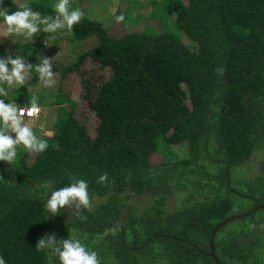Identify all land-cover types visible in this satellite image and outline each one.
I'll use <instances>...</instances> for the list:
<instances>
[{
  "label": "trees",
  "instance_id": "obj_1",
  "mask_svg": "<svg viewBox=\"0 0 264 264\" xmlns=\"http://www.w3.org/2000/svg\"><path fill=\"white\" fill-rule=\"evenodd\" d=\"M23 2L4 6L14 11ZM29 2L55 15L56 0ZM158 2L169 4L168 17L156 15ZM186 2L122 0V13H103L88 0H70L85 14L71 33L56 34L43 51L55 34L19 40L33 67L6 101L30 106V92L39 98L48 91L42 108L56 112L51 135L35 132L48 143L43 153L21 146L16 161H0L6 264H59L36 251L49 234L76 236L99 264H144L148 256L151 264H217L207 254L211 237L222 264H264V0ZM120 15L125 20L117 22ZM116 23L125 27L112 33ZM63 45L71 46L69 63L55 57ZM42 56L51 61L57 93L35 91L44 87L35 71ZM72 77L79 99L65 92L76 88ZM257 154L260 169L251 174ZM71 177L88 181L91 210L77 215L66 205L48 214L45 183L55 190ZM258 206L213 236L222 221ZM77 227L103 239L100 246Z\"/></svg>",
  "mask_w": 264,
  "mask_h": 264
},
{
  "label": "clouds",
  "instance_id": "obj_2",
  "mask_svg": "<svg viewBox=\"0 0 264 264\" xmlns=\"http://www.w3.org/2000/svg\"><path fill=\"white\" fill-rule=\"evenodd\" d=\"M55 15H45L35 10L29 0L20 3L16 10L10 11L0 0V36L12 38L13 41L23 38L27 43L35 34L43 32L56 34L58 32L71 33L73 26L78 24L85 15L81 8L72 7L70 0H56L51 5ZM117 22L124 21L123 15L116 17ZM33 67L26 63L24 57L10 52L0 56V161L12 163L16 161L18 148L25 151L43 153L48 148L45 140L38 138L32 127L25 123L24 116H36L40 107L36 96H33L31 105L24 107L15 101L7 102L6 97L13 89L23 86ZM35 71L45 88L54 85V74L49 58L42 56L35 65ZM108 179L107 174L99 177L103 183ZM44 188L48 193L44 205L48 214L55 216L59 210L67 206H75L77 215L79 209L91 210L92 200L89 195V183L85 179L71 177V182L65 186L52 190L49 183ZM37 252H47L58 257L59 264H99L98 254L91 250L81 239L70 236L67 239H58L55 234H49L38 240ZM0 264H6L5 258L0 255Z\"/></svg>",
  "mask_w": 264,
  "mask_h": 264
},
{
  "label": "rangeland",
  "instance_id": "obj_3",
  "mask_svg": "<svg viewBox=\"0 0 264 264\" xmlns=\"http://www.w3.org/2000/svg\"><path fill=\"white\" fill-rule=\"evenodd\" d=\"M88 1L92 6L99 7L103 13L106 11L107 8H114L115 10L117 8H119V11L122 13V0H88ZM132 1H135V0H132ZM184 2H186V0H184ZM157 5L159 6V9H157L156 15H158L162 19L165 17H168V10H169L168 5L169 4H167L166 2L165 3L158 2ZM104 20L101 19V21L103 23H104ZM0 23L3 24V21ZM124 27H125V24L116 23L114 25L112 33H116V32H118V30H120L121 28H124ZM59 33L60 32H58L56 34H59ZM56 34L54 36H52V38L47 39L50 42V44H44V46L40 49L41 51L45 50L46 47H47V49L50 48L49 45L53 46V44L56 43L52 40L53 38H56L58 36ZM43 36L44 35L40 32L39 37H43ZM20 39L21 38L13 41L12 38L6 39L3 36H0V56H4L5 54L10 53V52H15L16 55L22 56V54L19 51L20 50L19 44H17ZM55 57L60 63L71 62L74 59V56H73L72 51H71V46L70 45L60 46L55 52ZM25 62L28 63V61L26 59H25ZM71 79H72V83L74 82L76 84V88L74 87V85L72 87L71 86H68V87L65 86V92L66 93H72V98L79 99L78 90H77V81L76 82L74 81V77H72ZM42 89H45V87H43L41 85V86L36 87L35 91L41 92ZM49 90H51L50 92L52 93V92L56 91V88L53 85L52 87L49 88ZM57 92H59V91H56V93ZM47 93H48V91H47ZM47 93L45 92V93L41 94L39 96V98H37V100H38L37 102H39L38 105L40 107V114H38V116H36V117H33L34 119H32L30 117H26V118H24V120H25V123H27L30 127L33 128L34 132L43 131L45 134L51 135L53 133V128H55V125L53 126V123H54L53 120L55 118L56 110H55L54 106H48V105H44V107L42 108L43 101L47 99V96H46ZM32 96H33V94L30 92V94H28V96H27L28 101H32L31 100ZM62 101L68 102L67 100H62ZM22 106H26V105H22ZM30 153H32V156L36 154L34 152H30ZM261 154H263V157H264V151ZM260 158H261V155L257 154V156L255 155L249 160V162L256 163L255 166L253 165L254 167H253L251 174L256 173L260 169V167L257 165V162H259ZM2 168L8 169L9 165H2ZM169 205H170V202H169ZM250 206H251V204L246 205L245 208L246 209L250 208ZM243 209H244L243 206L241 208H238V206L235 208L236 211L237 210H243ZM76 231L78 232L79 236H82V235L85 236V238L89 240L90 244H97L100 246V244L103 240V239H96L95 235H92V233H90V232H84L79 227L76 228ZM154 260L155 259H152L151 256H148L147 259H145L144 264H151L154 262Z\"/></svg>",
  "mask_w": 264,
  "mask_h": 264
},
{
  "label": "water",
  "instance_id": "obj_4",
  "mask_svg": "<svg viewBox=\"0 0 264 264\" xmlns=\"http://www.w3.org/2000/svg\"><path fill=\"white\" fill-rule=\"evenodd\" d=\"M262 207H263V206H258V207L254 208L253 210H251V211H249V212H247V213H244V214H237V215H233V216L227 218L226 220L222 221V222H221V223H220V224L214 229V231H213V233H212L213 236L218 232V230H219L220 228H222V226H224L225 224H227V223L230 222L231 220H237V219H241V218H243V217H246V216L252 214L253 212L259 210V209L262 208ZM213 240H214L213 237H211V256L214 258V260H215V262H216L217 264H222L220 258H219V257L216 255V253H215V248H214Z\"/></svg>",
  "mask_w": 264,
  "mask_h": 264
},
{
  "label": "flooded vegetation",
  "instance_id": "obj_5",
  "mask_svg": "<svg viewBox=\"0 0 264 264\" xmlns=\"http://www.w3.org/2000/svg\"><path fill=\"white\" fill-rule=\"evenodd\" d=\"M146 196H143V197H139L138 199L139 200H143ZM207 254H209L211 256V251L210 252H207ZM212 257V256H211ZM213 258V257H212ZM156 264H164L162 261H158Z\"/></svg>",
  "mask_w": 264,
  "mask_h": 264
},
{
  "label": "built area",
  "instance_id": "obj_6",
  "mask_svg": "<svg viewBox=\"0 0 264 264\" xmlns=\"http://www.w3.org/2000/svg\"><path fill=\"white\" fill-rule=\"evenodd\" d=\"M24 107H29V106H24ZM38 114H40V111H39ZM38 114H37L36 116H38ZM36 116H32V117H30V118H33V117H36ZM26 117H29V116H27V112H25V116H24V118H26Z\"/></svg>",
  "mask_w": 264,
  "mask_h": 264
}]
</instances>
